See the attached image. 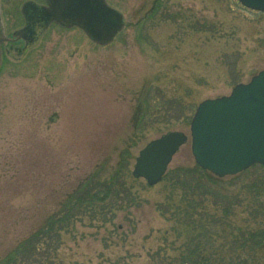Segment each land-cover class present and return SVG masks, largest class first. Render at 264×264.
<instances>
[{
    "label": "rangeland",
    "instance_id": "374dc122",
    "mask_svg": "<svg viewBox=\"0 0 264 264\" xmlns=\"http://www.w3.org/2000/svg\"><path fill=\"white\" fill-rule=\"evenodd\" d=\"M106 1L125 18L111 44L53 24L20 58L1 56L0 259L89 177L109 180L125 155L118 197L85 209L61 230L52 244L58 248L49 250L55 264L178 260L200 225L205 256L264 264V244L255 252L240 248L242 234L264 226V169L250 167L226 185L237 198L226 218L170 177L150 186L132 176L148 142L171 131L188 135L187 117L201 101L228 95L264 69V13L236 0ZM23 2L0 0L6 34L22 25ZM148 88L151 109L141 120V92ZM194 164L188 140L166 174ZM44 240L27 264H44Z\"/></svg>",
    "mask_w": 264,
    "mask_h": 264
},
{
    "label": "water",
    "instance_id": "95a60500",
    "mask_svg": "<svg viewBox=\"0 0 264 264\" xmlns=\"http://www.w3.org/2000/svg\"><path fill=\"white\" fill-rule=\"evenodd\" d=\"M45 1V6L29 2L22 6L25 27L13 32V38L20 39L35 22L39 23L35 32L46 31L54 23L78 28L94 44L106 46L125 26L124 15L106 0ZM237 1L244 8L264 12V0ZM28 10L31 14L26 17ZM6 40L0 14V63L1 44ZM188 140L195 164L217 178L238 175L255 164L264 166V69L248 82L236 84L228 95L201 101L188 135L171 131L148 142L135 158L132 176L150 186L159 183Z\"/></svg>",
    "mask_w": 264,
    "mask_h": 264
},
{
    "label": "trees",
    "instance_id": "16d2710c",
    "mask_svg": "<svg viewBox=\"0 0 264 264\" xmlns=\"http://www.w3.org/2000/svg\"><path fill=\"white\" fill-rule=\"evenodd\" d=\"M154 10V7L151 8L148 12V16L153 15ZM148 90L149 88L141 92V95L144 96V100L142 101L143 106L138 108L137 117H140L141 120L147 115V111L151 109L152 100L150 95H148ZM191 117L192 116L187 117V122L189 121L190 123ZM126 161L125 155H121L109 180L99 182L91 176L85 183L83 182L80 184L73 192L65 197L59 205L58 210L48 216L36 231L2 257L0 259V264H27L31 257L30 253L38 249L35 245L44 239V241L49 243L46 245L44 264H55L49 255V250H56L58 248V246L55 245L52 247V244H57V242H59L61 230L69 225L75 217L83 213L85 209H93V207L97 205L113 203L118 197V193H115L116 184H118L117 180L122 176V172H127L128 163H126ZM252 167L264 169L262 165H254ZM165 176L170 177L175 185L182 188L185 194H189L188 196H190L191 199L200 203L211 201L219 207L224 218L232 215V207L235 200L237 202V198L231 195L226 185H229L231 181L233 182V180L237 179L236 176L217 178L211 173L201 169L196 164L192 165L190 168L177 167ZM258 185L257 183L252 184L251 188L254 189V187H258ZM212 219L214 220L216 218L212 216ZM215 221L217 222L218 220H214V222ZM204 228V226L200 225L201 230L194 236H191L189 240L183 244V250L178 260H161L158 264H223L203 254L204 245L201 237H203ZM206 231L210 234L211 227L206 228ZM241 237L240 248H245L249 252H255L264 244V226L260 230L249 231L247 234H242ZM152 257L153 259L160 257V251H157ZM239 264L249 263L246 259H242Z\"/></svg>",
    "mask_w": 264,
    "mask_h": 264
},
{
    "label": "flooded vegetation",
    "instance_id": "af4514ba",
    "mask_svg": "<svg viewBox=\"0 0 264 264\" xmlns=\"http://www.w3.org/2000/svg\"><path fill=\"white\" fill-rule=\"evenodd\" d=\"M28 2L33 3L34 5H37V6H45L46 5L45 0H24V2L21 5V9H22V6ZM0 11H1V16H2L1 4H0ZM20 13H21L22 20H23V23L20 27L9 32L8 34L5 33V28H4V33H5L7 40L1 44V56H2L3 52H6V54H8L11 58H14V59L20 58L22 55H24L27 52L28 48L31 45H33V43L36 40H38L41 37V35L45 32V31H43V32L36 31L35 32L34 29H36L39 25V23L35 22L33 24H30L31 29L28 32L24 33L20 39L13 38L12 37L13 32L25 27V17L22 14V12H20ZM30 14H31V10H28L26 17H29ZM2 20H3V17H2ZM3 23H4V21H3ZM51 25H53V23Z\"/></svg>",
    "mask_w": 264,
    "mask_h": 264
}]
</instances>
